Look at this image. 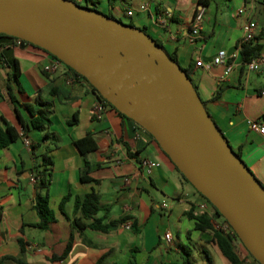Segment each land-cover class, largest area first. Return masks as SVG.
Wrapping results in <instances>:
<instances>
[{"label": "crops", "instance_id": "crops-1", "mask_svg": "<svg viewBox=\"0 0 264 264\" xmlns=\"http://www.w3.org/2000/svg\"><path fill=\"white\" fill-rule=\"evenodd\" d=\"M75 1L89 5L95 1L102 12L121 20L128 18L126 23L146 30L182 67L189 68L212 118L264 184V134L253 125L264 124V69L254 71L258 75H253L240 52L232 59L235 66L226 78L222 77L223 65H197L198 61H212L223 49L237 52L250 21H256L257 36L264 41L262 0H213L205 7L198 0ZM144 4L146 8L142 9ZM129 9H133L132 15L127 14ZM200 9L204 11L202 29L193 35L192 22ZM6 51L20 67L23 90L12 81L17 98L23 103H34L41 91L44 99L53 102V123L48 130L55 133L58 144L54 146L52 138L45 139L44 131L32 128L27 136L2 149L0 257L22 256L34 264H95L101 257H105V264H195L194 251L199 248L207 257L200 264H214L209 252L218 246L210 242L212 234L201 231L197 220L189 214L194 207L195 213L202 212L200 204L205 199L182 179L155 137L112 106L106 105L101 116L96 114L98 99L90 83L74 77L65 65L48 71L47 66L54 61L48 51L12 42ZM10 73L11 68L0 59V114L22 132L8 97ZM219 89L223 90L222 95L212 100ZM21 112L28 119L25 108ZM76 114L78 121L72 124ZM90 131L98 147L88 155L89 175L99 183L82 181L85 158L73 143ZM48 147L53 160L48 192L55 220L47 228H40L33 225L41 221L34 206L33 173ZM93 190L100 194L97 218L102 223L130 218L109 231L91 226L75 228V217L88 225L94 222L93 218L85 219L82 209L76 206L78 197ZM126 223L131 224L130 229L125 227ZM166 233L172 234L171 241L165 238ZM71 236L74 240L68 255L53 261L54 254L66 250ZM20 238L25 243L23 253Z\"/></svg>", "mask_w": 264, "mask_h": 264}, {"label": "water", "instance_id": "water-1", "mask_svg": "<svg viewBox=\"0 0 264 264\" xmlns=\"http://www.w3.org/2000/svg\"><path fill=\"white\" fill-rule=\"evenodd\" d=\"M0 33L55 55L150 132L264 264V184L163 44L75 0H0Z\"/></svg>", "mask_w": 264, "mask_h": 264}, {"label": "trees", "instance_id": "trees-1", "mask_svg": "<svg viewBox=\"0 0 264 264\" xmlns=\"http://www.w3.org/2000/svg\"><path fill=\"white\" fill-rule=\"evenodd\" d=\"M213 0H198V4L205 7L209 5ZM81 5L90 6L93 8L98 9L97 3L93 1V5L89 4H82L78 2ZM262 5L264 9V0H262ZM108 15L113 16L112 13H108ZM132 24V23H131ZM264 31V30H263ZM18 37H14L11 35H8L6 33H0V59H4L5 62L8 64V66L11 68V73L9 75V81L7 83V90H8V97L12 101L15 107L16 115L18 117V120L21 123L22 126V132L12 125L3 115L0 114V153L2 149L9 147L11 144L16 142L19 138L22 136H27L30 129H38L41 131H44V137L52 138V143L54 146H57V140L55 133L49 132L48 128L52 125V106L53 102L51 100H46L41 96V91L37 93L36 100L34 103L29 102H21L15 92L14 87L12 85V81H16V83L19 86L20 90H23L20 85L19 75H20V67L18 64V61L15 58H10L9 54L7 53V45L9 46L10 42L16 43V40H18ZM160 42L159 40H157ZM161 43V42H160ZM31 44L30 42L22 39V44ZM162 44V43H161ZM33 45V44H32ZM36 46V45H35ZM39 47V46H38ZM41 48V47H40ZM43 49V48H42ZM45 50V49H44ZM47 51V50H46ZM264 52V41L261 40L260 36H257L256 41L249 42V43H243L240 46V55L242 58V61L244 63L249 62L253 60L254 58L260 56ZM51 54V53H50ZM54 59L57 57L53 54H51ZM174 56V55H173ZM175 57V56H174ZM175 59H177L175 57ZM64 65L69 69V71L73 74L74 77H82L86 81L90 83V81L81 73L70 67L69 65ZM184 68V67H183ZM186 72L189 74V76L192 79V76L190 74L189 68H184ZM193 81V79H192ZM194 83V81H193ZM91 88L93 93L95 94L96 98L101 101L105 102L106 105L112 106L113 108L117 109L113 104H111L104 96L100 93V91L93 86L91 83ZM195 87L198 90V86L194 83ZM199 92V90H198ZM223 90L219 89L212 100L218 99L222 95ZM200 94V92H199ZM201 95V94H200ZM202 97V96H201ZM203 102L206 104L207 100L203 99ZM21 108H25V110L28 113V119H26L22 112ZM120 112V111H119ZM122 115L126 116L124 113L120 112ZM127 117V116H126ZM129 118V117H128ZM131 119V118H129ZM133 120V119H131ZM78 121L77 114L71 120L70 122L73 124ZM76 148L80 151V153L85 158V164L86 168L82 172L81 179L83 182H96L99 183L100 181L98 179H95L89 175L91 164L88 160V155L91 152H94L98 147V142L96 140V137L93 132H88L86 136L82 138L75 139L73 141ZM35 146V145H34ZM235 149V148H234ZM239 156L242 157V153L240 149H235ZM51 151V147L47 148L46 152L43 154V160L39 165H35L34 169V178L36 179L35 182V194H34V206L37 209L41 221L38 223L33 224L34 226L40 227V228H47L50 223L55 220L54 212L52 211L50 207V196H49V185L51 183L52 179V170H53V160L52 157L49 155V152ZM178 172L180 173L183 180L188 182L195 191L201 195L204 199H206L209 203V209L197 212L195 213V210L197 208H193L189 214L194 217L197 220V227L203 231V232H210L212 234V239L210 242L214 243L218 246L223 256L229 261L230 264H244V258L239 253L237 246H236V240L240 239L237 233L233 230L229 222L225 219V217L219 212V210L200 192L198 191L192 183L186 178V176L178 169ZM67 198V197H66ZM76 206L80 207L83 211L84 218L89 219L93 218L94 222L90 225H88L84 219L80 217H75L73 219L74 227L81 230L86 226H91L93 228L102 230V231H109L115 227H117L119 224L124 223L127 219L130 218V216H124L121 217L118 220L110 221L109 223H102L97 218V213L100 210V194L93 190L92 192L82 196L78 197L76 199ZM228 224V230L224 228V225ZM74 237L71 236L66 250L58 255L54 254L52 257L53 261H60L64 259L68 253L70 252L72 245H73ZM20 245H21V251L22 253L25 251V243L20 238ZM245 246V245H244ZM247 249V248H246ZM248 250V249H247ZM248 253L252 257L253 261L261 264L248 250ZM210 257V256H209ZM211 259V257H210ZM6 262H15L16 264H34L29 261H27L22 256H14V255H4L0 257V264H5ZM95 264H105V257H101Z\"/></svg>", "mask_w": 264, "mask_h": 264}, {"label": "built area", "instance_id": "built-area-1", "mask_svg": "<svg viewBox=\"0 0 264 264\" xmlns=\"http://www.w3.org/2000/svg\"><path fill=\"white\" fill-rule=\"evenodd\" d=\"M142 9L146 8V5H141ZM243 10H240V12H242ZM128 15H132L133 14V9H129L127 11ZM203 21H204V11L203 9L198 10L197 14L195 15L193 22H192V34L196 35L200 33V30L202 29V25H203ZM257 28L258 25L256 23V21H250L247 23L246 25V31L245 34L241 40V42L239 43L238 46V51L232 53H229L227 50H220L215 57L213 58L212 61L209 62H203V61H198L197 65H202L205 66L206 68H211L213 65H223L225 67L224 69V73L222 75L223 78H226L227 76L230 75V73L232 72L235 63L232 61V59L234 57H236L239 52H240V46L243 43H249V42H254L257 39ZM16 44L21 45L22 44V39L19 38L18 40H16ZM64 65V62L62 60H60L59 58L54 59V61L47 66V70L48 71H56L60 66ZM245 67L247 68L248 71H261L262 69H264V52L254 58L253 60L244 63ZM106 107V103L105 102H101V101H97L95 108H94V112L96 114H98L99 116H101L102 112L104 111ZM254 128L258 131H260L261 133L264 134V124L263 123H253ZM26 143L29 145L30 141L26 138L25 139ZM146 164H149L148 161L145 162ZM165 206L167 204H164ZM209 203L208 201L205 199L201 204H200V209L202 211H205L206 209H208ZM125 227L127 229L131 228V224L126 223ZM228 224L224 225V228L228 230ZM165 238L168 241H171L172 239V234L171 233H166L165 234Z\"/></svg>", "mask_w": 264, "mask_h": 264}, {"label": "rangeland", "instance_id": "rangeland-1", "mask_svg": "<svg viewBox=\"0 0 264 264\" xmlns=\"http://www.w3.org/2000/svg\"><path fill=\"white\" fill-rule=\"evenodd\" d=\"M122 20L124 22H129V19L126 17H122ZM251 73L253 75L254 74L258 75L254 71H251ZM236 246H237L239 253L244 258V264H258V263L253 261L252 257L248 253V250L246 249V247L242 243L241 239L236 240ZM209 253H210L212 259L214 260V264H228V260L223 256V254L221 253L219 248H210ZM194 256H195V259H194L195 264H200V262L202 260L203 261L207 260L206 254L202 251V249H199V248L194 251ZM191 259L193 260L192 257H191Z\"/></svg>", "mask_w": 264, "mask_h": 264}]
</instances>
